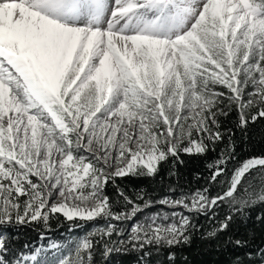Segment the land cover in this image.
Masks as SVG:
<instances>
[{
  "label": "snow or ice",
  "instance_id": "6c2138e0",
  "mask_svg": "<svg viewBox=\"0 0 264 264\" xmlns=\"http://www.w3.org/2000/svg\"><path fill=\"white\" fill-rule=\"evenodd\" d=\"M231 111L241 130L264 118V0H0V264L129 251L152 264L189 242L195 217L216 221L207 237L226 231L264 203V155L239 158L219 119ZM217 151L202 187L117 183ZM60 217L97 224L70 246L49 241L54 261L8 232ZM247 256L264 264V247Z\"/></svg>",
  "mask_w": 264,
  "mask_h": 264
},
{
  "label": "trees",
  "instance_id": "16d2710c",
  "mask_svg": "<svg viewBox=\"0 0 264 264\" xmlns=\"http://www.w3.org/2000/svg\"><path fill=\"white\" fill-rule=\"evenodd\" d=\"M222 131H230L235 143V150L241 160L250 156L264 155V118L255 123H249L246 130L236 127L238 115L231 111L228 116L220 118ZM246 131V135H245ZM217 152H209L206 156H188L183 153L180 158L169 157L161 162L159 170L154 178L125 177L117 180L121 187L131 193L134 189H145L157 196L169 194V187L177 189L197 188L205 185L209 172L206 164L216 158ZM182 161V162H181ZM197 177H200L197 179ZM219 190V185L212 186V192ZM112 196L111 184L106 189ZM227 211L226 207L218 210L217 218L222 219ZM264 215V203H257L246 210L243 216L236 215L228 229L218 233L215 237H207V233L213 230L216 221H210L205 216L195 217V228L190 232L189 242L171 249H163L160 255H153L152 264H168L167 255L171 252L175 258V264H236L239 257L242 264H249L247 254L255 253L257 249L264 247V222L258 221L257 216ZM70 222L60 217L59 222L53 219L50 228L44 229L42 225L19 226L18 229H8L11 235L17 237L14 241L16 247L29 244L35 248L43 239L41 236L55 237L69 232ZM239 239L245 242V246L236 247L229 240ZM28 250L25 249V252ZM139 254L129 251L126 254L114 255L111 264H137ZM255 259V257H253Z\"/></svg>",
  "mask_w": 264,
  "mask_h": 264
},
{
  "label": "rangeland",
  "instance_id": "374dc122",
  "mask_svg": "<svg viewBox=\"0 0 264 264\" xmlns=\"http://www.w3.org/2000/svg\"><path fill=\"white\" fill-rule=\"evenodd\" d=\"M80 223V227H72L69 232L59 236V238L44 236V240L39 243L36 247H41L45 252H47V259L49 261H54L55 257L52 255V250L48 248L49 241L64 245L65 247L70 246V244L80 237H82L86 232L90 231L97 222H89V223ZM102 224L103 222H98ZM35 247V248H36Z\"/></svg>",
  "mask_w": 264,
  "mask_h": 264
}]
</instances>
